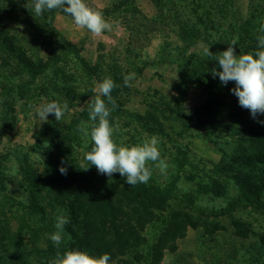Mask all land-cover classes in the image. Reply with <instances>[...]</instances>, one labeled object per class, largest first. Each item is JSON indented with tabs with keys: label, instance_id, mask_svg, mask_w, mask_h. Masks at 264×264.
<instances>
[{
	"label": "rangeland",
	"instance_id": "1",
	"mask_svg": "<svg viewBox=\"0 0 264 264\" xmlns=\"http://www.w3.org/2000/svg\"><path fill=\"white\" fill-rule=\"evenodd\" d=\"M85 3L113 23L111 32L94 36L58 9L53 15L0 17L16 36L10 45L22 47L26 56L40 64L32 75L21 69L9 50H0L5 60L0 61V231L15 232L20 226L17 238L32 240L28 225L40 224L32 220L28 204L20 206L17 201L30 203L33 186L49 182L37 195L46 202L50 181L55 185L71 175V165L65 164L68 150L74 151L80 167L86 165L84 152L90 151L92 142L80 131L90 123L85 102L97 94L96 83L107 76L117 85L111 92L117 106L109 117L115 142L131 146L141 144L146 134L158 137L163 164L149 161L147 166L154 165L161 184L173 181L178 163L186 165L174 181L169 208L187 207L197 227L189 228L177 241L175 253H165L164 262L264 264V204L249 203L251 196L240 193L232 174L240 170L245 177L264 181L263 165L247 166V160L238 158L254 159L264 152V125L257 122L264 121V115L253 119L238 105L230 92L234 82L222 85L215 77L214 87L211 70L220 69L215 55L204 53V46L217 54L233 41L237 54L252 53L247 42L246 47L240 46L235 30L246 18L264 23V0ZM218 17H225L223 27L211 35L216 41L224 38L214 45L211 38L203 40V34L211 21L220 25L214 20ZM184 26L199 29L189 30L199 36H186L182 42L179 35ZM231 28H236L234 34ZM129 73H135V79L124 88L123 76ZM46 101L67 102L68 110L60 120L50 114L46 122L41 121L34 109ZM61 167L66 174L60 173ZM203 186L206 194L200 193ZM262 195L264 203V191ZM55 201L50 203L49 217L57 215L58 208L66 211L64 198ZM55 223L56 219L40 227L37 245L44 247L56 230ZM146 233L150 239L156 229L150 227Z\"/></svg>",
	"mask_w": 264,
	"mask_h": 264
},
{
	"label": "trees",
	"instance_id": "2",
	"mask_svg": "<svg viewBox=\"0 0 264 264\" xmlns=\"http://www.w3.org/2000/svg\"><path fill=\"white\" fill-rule=\"evenodd\" d=\"M161 2L162 0H155L158 5ZM16 4L18 9H14ZM29 4L30 0H0V17H16L17 15L34 17L32 8L28 7ZM21 6L22 9H20ZM54 11L56 10H45L43 15H53ZM224 19L225 17L214 19L218 20L220 25H216V21H211L208 32L203 34V40L211 38L214 45L222 40L223 35L218 41H216L217 37L212 35H216V31L223 27ZM252 20L253 17L246 18L240 22L238 30L233 28L236 29V33L232 28L230 33L238 36L240 46L246 47L247 42L254 52L257 49L255 44L258 43L253 44L254 39L256 41L259 35H264L259 31L264 23L258 25ZM250 26H254L255 29H250ZM189 30L198 32L199 29H195L194 26L188 28L184 26L179 35L182 42L185 41L186 36H193V38L199 36L192 35ZM9 32H11L10 28L0 21V50H9L16 63L20 64L21 69L36 75L40 69L34 68H38L40 64H36L31 57L26 56L22 47L10 45L16 36ZM222 46L218 45V48ZM210 50L213 55H216L213 48ZM0 61L5 60L0 57ZM211 83L214 87L217 86V79L211 77ZM211 93H214V90ZM72 153L74 151L71 149L67 151L69 159L65 161L66 165H71L69 168L71 175L63 181H56L55 185L54 181H50L53 183L48 188L49 198L46 202L44 197L38 199L37 195L49 182L33 186V193H29L28 197L30 203L17 201L20 206L28 204L29 214L34 216L32 220L34 223L39 222L40 225L39 227L28 225L27 233L35 238L30 241H23L22 235L17 238L22 230L20 226L17 232L0 231V264H49L57 251L63 252L65 249H79L97 257L107 253L111 257L109 264H170L164 262L165 253H175L177 241L185 236L189 228L197 227L187 207H185L187 210L169 208L174 192V181H178L180 178L178 174L186 166L183 161L178 163V166L176 165L177 174L173 181H167L165 184L158 182L156 173H154V165H151L149 168L152 174L149 181L130 186L126 183V178L120 177L119 173H114L112 177L98 174L96 168L88 162L83 168L80 167ZM238 158H242L240 162L247 160V166L263 165L264 167V152L254 159L247 156ZM239 171L232 172L234 175L232 176L240 188V193H247L251 196L250 199L247 198L249 203L252 202L258 206L264 204L262 201L264 181H254L252 175L245 177ZM0 183H2L1 179ZM200 193L206 194L207 188L203 186ZM185 196L187 198L188 193ZM56 197L66 200L65 209L70 217V223L65 226V233L71 235V240L68 242L64 240L57 248L50 239H46L42 247L37 245L36 241L40 227L45 224L48 226L56 219L57 215L49 217L48 213V209L53 208L50 203L51 201L56 202ZM150 227L155 228L156 233L149 239L146 232ZM263 239L264 235L261 241Z\"/></svg>",
	"mask_w": 264,
	"mask_h": 264
},
{
	"label": "clouds",
	"instance_id": "3",
	"mask_svg": "<svg viewBox=\"0 0 264 264\" xmlns=\"http://www.w3.org/2000/svg\"><path fill=\"white\" fill-rule=\"evenodd\" d=\"M31 7L36 16H41L45 10H60L72 19L78 28L87 29L94 36H101L105 31L111 32L113 23L105 19L103 13L85 3V0H30ZM260 32L264 33V25ZM257 49L249 54H237L235 41L225 51L215 55L220 71L211 70L213 78L219 77L222 85L234 82L235 87L230 92L237 97L238 105L247 109L253 119L264 115V35L257 37ZM205 55L213 54L209 47L204 46ZM135 79V73L123 76L125 87H131L130 81ZM117 87L111 77H104L96 83L94 91L97 93L86 101L90 123L87 128H81L84 136L90 137L92 146L90 151L84 152V160L94 166L98 174L112 177L119 173L126 178V183L135 186L138 183H147L151 178V169L148 162L163 164L158 148V137L151 136L141 144H117L113 139L114 127L110 123L111 111L115 109L116 101L111 92ZM106 98V99H105ZM112 107L109 108L108 105ZM68 110L67 102L46 101L35 107L34 115L46 122L51 114L60 120ZM264 125V121H257ZM89 168V167H88ZM87 168V169H88ZM85 169V170H87ZM61 174H66V168H59ZM70 223V217L63 209H57L55 232L50 240L59 248L65 237L71 240V235L65 233V226ZM111 257L105 253L100 256L90 255L79 249H65L57 251L49 264H109Z\"/></svg>",
	"mask_w": 264,
	"mask_h": 264
}]
</instances>
